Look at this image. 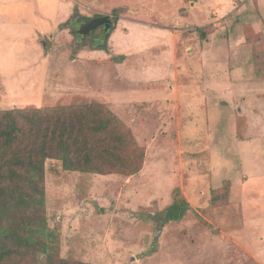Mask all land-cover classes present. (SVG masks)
Segmentation results:
<instances>
[{
    "label": "rangeland",
    "instance_id": "374dc122",
    "mask_svg": "<svg viewBox=\"0 0 264 264\" xmlns=\"http://www.w3.org/2000/svg\"><path fill=\"white\" fill-rule=\"evenodd\" d=\"M136 5L150 11L113 13ZM106 15L109 32L81 38L76 20ZM181 16L185 26L165 30L173 65L149 93L125 75L119 54L160 42L161 18ZM263 59L264 0H0V110L102 102L144 150L142 169L128 177L46 161L45 209L60 256L264 264ZM181 199L188 209L170 220Z\"/></svg>",
    "mask_w": 264,
    "mask_h": 264
},
{
    "label": "trees",
    "instance_id": "16d2710c",
    "mask_svg": "<svg viewBox=\"0 0 264 264\" xmlns=\"http://www.w3.org/2000/svg\"><path fill=\"white\" fill-rule=\"evenodd\" d=\"M143 10L150 11L136 5L113 13L137 15ZM186 22L181 16L161 18L160 23L169 30ZM257 74L264 80L261 69ZM48 160L60 161L68 172L128 177L142 169L144 150L102 102L0 110V264H89L60 256L45 209ZM216 193L213 201L220 198ZM188 206L184 199L174 202L167 209L169 219L176 220L174 213Z\"/></svg>",
    "mask_w": 264,
    "mask_h": 264
},
{
    "label": "crops",
    "instance_id": "0c3cea01",
    "mask_svg": "<svg viewBox=\"0 0 264 264\" xmlns=\"http://www.w3.org/2000/svg\"><path fill=\"white\" fill-rule=\"evenodd\" d=\"M156 28V27H153ZM157 30H163L156 28ZM166 29H164L163 34L161 33L158 43L144 46V48L139 49L140 51L131 50L126 54H119L126 57V61L129 62L128 70L125 72V75H132L138 77L140 82L151 86L147 91L149 93H155L152 91V85H155L159 81H163L167 76L168 66L173 65V53L175 51V46L173 41L170 38H167ZM119 33V32H117ZM130 33V32H129ZM127 33V34H129ZM126 34V35H127ZM113 52L115 51L114 42L112 41ZM131 59L136 60V64L131 65ZM159 76L161 78L154 80L153 77ZM139 82V81H138ZM144 91V90H143ZM120 94L124 98L120 97ZM127 91L125 93H118L120 99H127Z\"/></svg>",
    "mask_w": 264,
    "mask_h": 264
},
{
    "label": "water",
    "instance_id": "95a60500",
    "mask_svg": "<svg viewBox=\"0 0 264 264\" xmlns=\"http://www.w3.org/2000/svg\"><path fill=\"white\" fill-rule=\"evenodd\" d=\"M80 22V19L78 20ZM104 27L106 32H109L113 27L112 18L109 15L98 17L89 20L88 22H85L80 30V36L82 39H84L86 36H88L91 32L97 30L100 27ZM133 259V258H132ZM132 259L128 264L131 263Z\"/></svg>",
    "mask_w": 264,
    "mask_h": 264
},
{
    "label": "flooded vegetation",
    "instance_id": "af4514ba",
    "mask_svg": "<svg viewBox=\"0 0 264 264\" xmlns=\"http://www.w3.org/2000/svg\"><path fill=\"white\" fill-rule=\"evenodd\" d=\"M79 20V19H78ZM78 20H76V22L79 24V27H80V30H81V27H82V25L85 23L84 21H81L80 20V22L78 21ZM88 22V21H87ZM100 28H103V30H104V32L105 33H107L106 31H105V29H104V27L102 26V27H100ZM80 30H79V33H80ZM94 32V31H93ZM92 33V32H91ZM90 33V34H91ZM89 36V35H88Z\"/></svg>",
    "mask_w": 264,
    "mask_h": 264
}]
</instances>
